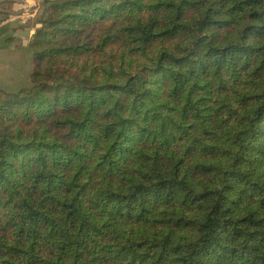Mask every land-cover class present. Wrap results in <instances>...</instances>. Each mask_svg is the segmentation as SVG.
I'll return each mask as SVG.
<instances>
[{"label":"trees","instance_id":"obj_1","mask_svg":"<svg viewBox=\"0 0 264 264\" xmlns=\"http://www.w3.org/2000/svg\"><path fill=\"white\" fill-rule=\"evenodd\" d=\"M43 2L0 264H264V0Z\"/></svg>","mask_w":264,"mask_h":264},{"label":"rangeland","instance_id":"obj_2","mask_svg":"<svg viewBox=\"0 0 264 264\" xmlns=\"http://www.w3.org/2000/svg\"><path fill=\"white\" fill-rule=\"evenodd\" d=\"M43 3V0H33L28 5L34 9L32 10L34 12L32 17H29L30 20L24 23L29 27L26 36L17 39L8 38L7 30L5 28L0 30V90L15 92L30 85L29 73L32 67V55L28 45L37 27L40 26L39 19L45 9ZM20 13H22V9H20ZM22 38L25 40L24 42Z\"/></svg>","mask_w":264,"mask_h":264},{"label":"crops","instance_id":"obj_3","mask_svg":"<svg viewBox=\"0 0 264 264\" xmlns=\"http://www.w3.org/2000/svg\"><path fill=\"white\" fill-rule=\"evenodd\" d=\"M33 0H0V30L4 28L7 30L8 38H15L26 36L29 27L24 23L32 17L34 10L28 7ZM22 9V13H20ZM14 11V12H13ZM2 38V37H1ZM22 41L25 40L22 38Z\"/></svg>","mask_w":264,"mask_h":264}]
</instances>
